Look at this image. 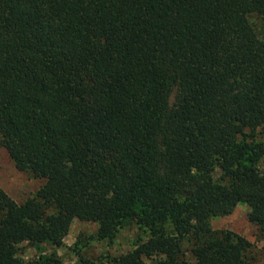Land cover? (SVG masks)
Returning a JSON list of instances; mask_svg holds the SVG:
<instances>
[{"label": "trees", "instance_id": "1", "mask_svg": "<svg viewBox=\"0 0 264 264\" xmlns=\"http://www.w3.org/2000/svg\"><path fill=\"white\" fill-rule=\"evenodd\" d=\"M252 13L264 0H0V144L45 179L22 202L0 188V264H73L19 251L61 246L76 218L99 240L148 233L77 264H248L250 241L210 219L244 202L264 230Z\"/></svg>", "mask_w": 264, "mask_h": 264}, {"label": "rangeland", "instance_id": "2", "mask_svg": "<svg viewBox=\"0 0 264 264\" xmlns=\"http://www.w3.org/2000/svg\"><path fill=\"white\" fill-rule=\"evenodd\" d=\"M249 19L258 34L263 35L264 19L257 13H252ZM174 98L175 96L172 101ZM257 135L264 140V134L258 131ZM261 166L264 167V159ZM218 175L219 171H216V177ZM44 182V178L34 176L31 171L18 169L6 148L0 144V188L22 202L35 195ZM250 211V206L242 202L231 213L211 218L210 223L214 229H231L246 237L251 243L246 253L248 264H264V230L250 221ZM97 228L96 222L76 218L61 246L43 244L38 248L25 242L20 245V256L28 262L55 254L65 263L77 264L81 255L101 259L126 253L134 247L139 238L146 239L148 236V233L134 222L126 223L113 239H97ZM160 258L161 255L145 258L144 264H160Z\"/></svg>", "mask_w": 264, "mask_h": 264}]
</instances>
